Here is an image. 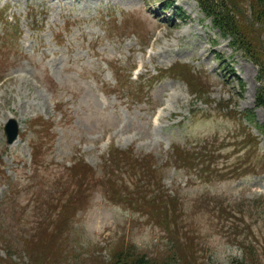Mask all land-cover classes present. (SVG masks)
Listing matches in <instances>:
<instances>
[{"label":"rangeland","instance_id":"obj_1","mask_svg":"<svg viewBox=\"0 0 264 264\" xmlns=\"http://www.w3.org/2000/svg\"><path fill=\"white\" fill-rule=\"evenodd\" d=\"M258 73L197 0H0V264H264Z\"/></svg>","mask_w":264,"mask_h":264},{"label":"trees","instance_id":"obj_2","mask_svg":"<svg viewBox=\"0 0 264 264\" xmlns=\"http://www.w3.org/2000/svg\"><path fill=\"white\" fill-rule=\"evenodd\" d=\"M197 2L204 14L211 18L219 33L230 38L232 46L242 50L258 67L260 85L256 91L255 105L264 107V0H197ZM169 8L170 6H166L165 11ZM178 72H180L179 68L173 69L174 74ZM143 88L144 85L140 84L135 95H138V90L142 91ZM246 115V120L255 123L256 128L264 135V124L256 123L254 112L248 111ZM128 156L132 158L130 155ZM128 156L126 162L131 163ZM136 161L137 159H133V162ZM188 232H185L186 243L191 246L194 241ZM181 252L178 246L169 244L163 255H151L147 251L139 249L135 244L129 243L115 249L108 264H200L196 249L191 248L188 255ZM61 261L62 264L67 262V257ZM51 262L57 264L54 259ZM67 264L70 263L67 262ZM231 264L252 263L241 258L234 259Z\"/></svg>","mask_w":264,"mask_h":264},{"label":"water","instance_id":"obj_3","mask_svg":"<svg viewBox=\"0 0 264 264\" xmlns=\"http://www.w3.org/2000/svg\"><path fill=\"white\" fill-rule=\"evenodd\" d=\"M20 131V123L15 118H10L5 124V133L7 135L8 143H14Z\"/></svg>","mask_w":264,"mask_h":264}]
</instances>
